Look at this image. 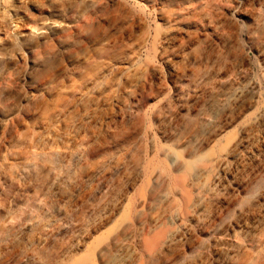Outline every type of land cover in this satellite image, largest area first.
I'll return each instance as SVG.
<instances>
[{
  "label": "bare ground",
  "instance_id": "6f19581e",
  "mask_svg": "<svg viewBox=\"0 0 264 264\" xmlns=\"http://www.w3.org/2000/svg\"><path fill=\"white\" fill-rule=\"evenodd\" d=\"M37 1L73 15L0 70V264H264V0Z\"/></svg>",
  "mask_w": 264,
  "mask_h": 264
},
{
  "label": "rangeland",
  "instance_id": "374dc122",
  "mask_svg": "<svg viewBox=\"0 0 264 264\" xmlns=\"http://www.w3.org/2000/svg\"><path fill=\"white\" fill-rule=\"evenodd\" d=\"M21 1L22 2L24 1V2L22 3ZM29 1L31 0H20V2L19 0L17 1L16 0H0V70L5 68L6 63H7L6 58L9 55H11L14 50L13 38L18 37L19 40H22L24 42V46H26V44H28V41H24L23 35L29 36L37 28L45 26L47 24L48 19L55 18L59 20H64L65 23L68 24V18L69 19L72 18L73 12L69 14V17H68V13L66 16H63V17H59V18L52 17L50 14L51 11L47 7V5L41 4V8L39 10H36L32 7L31 2L28 3ZM40 1H37V2H40ZM6 3H12L13 5H17V6H20V5L22 6L23 4H25V7L22 9L15 7L10 10H7L4 7ZM114 14L118 15L119 13L115 12ZM15 24H18V27L17 25L15 26ZM2 25L3 27H1ZM20 27H22V29ZM13 28L14 29L18 28V30L20 28V30L19 32L18 30L16 32L15 30H12ZM245 49L247 53L250 54V56H253L251 58L254 59V54L251 51V49L248 46H245ZM29 86H30L29 82H20V84L18 85V88L21 90V92L24 95L26 93L29 95V90H30ZM35 183H36L35 181L31 183L28 182L29 184L28 187L30 185L32 186ZM24 185L22 184V181L18 183V182H11L9 179L1 180L0 200L2 201L5 200L7 203L9 202L12 203V201L15 199L20 200V201L25 200L26 199L25 195L27 192L25 191L26 188L24 187ZM2 193L3 194L5 193L4 196Z\"/></svg>",
  "mask_w": 264,
  "mask_h": 264
}]
</instances>
